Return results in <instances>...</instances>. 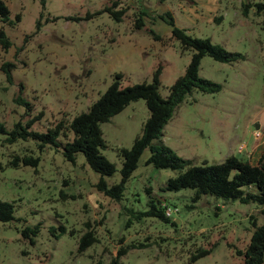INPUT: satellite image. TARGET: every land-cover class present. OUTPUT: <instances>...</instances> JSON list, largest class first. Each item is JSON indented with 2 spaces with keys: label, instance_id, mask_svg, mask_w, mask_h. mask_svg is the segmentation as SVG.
I'll list each match as a JSON object with an SVG mask.
<instances>
[{
  "label": "rangeland",
  "instance_id": "obj_1",
  "mask_svg": "<svg viewBox=\"0 0 264 264\" xmlns=\"http://www.w3.org/2000/svg\"><path fill=\"white\" fill-rule=\"evenodd\" d=\"M118 1L113 8H126L120 20L107 10L97 12L112 0H5L13 22L0 20L11 40L8 48L0 44V120L10 127L41 114L31 127L45 130L86 110L118 72L126 85L150 81L160 68L159 90L167 95L191 56L158 16L168 10L177 26L244 57L225 62L203 55L199 74L221 88L187 94L160 140L194 163H215L230 154L255 162L264 151V7L257 5L264 0ZM138 9L147 14L141 28L134 25ZM217 16L221 18L215 20ZM148 113L144 98H138L100 123L106 143L101 152L116 167L105 176L109 183L121 177L119 148L131 145ZM30 148L40 157L36 167L7 163L13 151L27 153ZM148 153L147 148L141 153L122 198L114 200L97 190L99 174L82 153L71 162L61 147L39 150L30 141L10 145L0 140V199L13 200L20 218L0 221V264H107L120 247L127 250L119 257L122 264H239L237 250L249 242L252 221H264V206L210 193L193 201L189 187L163 191L160 187L177 171L144 163ZM146 186L158 204L176 209L167 221L135 219L126 212L127 207L147 208ZM35 223L40 228L30 243L20 228ZM60 225L66 232L56 238ZM86 230L97 240L79 251L78 239ZM199 247L211 250L192 260Z\"/></svg>",
  "mask_w": 264,
  "mask_h": 264
},
{
  "label": "trees",
  "instance_id": "obj_2",
  "mask_svg": "<svg viewBox=\"0 0 264 264\" xmlns=\"http://www.w3.org/2000/svg\"><path fill=\"white\" fill-rule=\"evenodd\" d=\"M41 2L44 3V0ZM118 3V0H112L111 5H105L97 12L107 10L115 19L120 20L126 8L125 6L113 8ZM257 5L259 9H262L264 2L259 1ZM243 11L245 14L247 13L246 8ZM9 14L10 9L7 3L5 0H0V20L12 23L13 20ZM134 15V25L138 28L145 26L144 15H147L146 12L138 9ZM158 16L170 25L171 35L178 39L181 47L191 50V56L184 72L169 85L167 95L163 96L159 90L160 68L154 71L150 81H139L126 85H121L122 73L118 72L114 74L111 83L86 110L77 113L71 119L60 118L47 126L45 130L31 127L34 120L41 114L25 121L18 119L10 127L0 120V135L3 136L0 140L2 143L10 145L20 139L30 141L39 150H42L46 145L61 147L64 158L71 162H75L77 154L82 153L88 165L99 174L94 184L97 190L114 200L122 198L125 183L137 167L141 153L147 148L149 153L144 163L152 164L156 168H171L177 171L174 175L169 176L164 185L160 187L163 191L189 187L194 189L191 197L193 201L199 199L202 194L210 193L224 199H237L242 202H255L264 205V151L255 162L230 154L219 162L194 163L192 159L182 157L160 140L165 124L173 115L176 106L187 94L193 89L215 92L221 88V83L199 74L201 57L209 55L219 61L233 62L243 58L244 55L239 51L228 50L220 43L213 42L209 37L193 35L185 28L177 26L173 15L168 10L159 13ZM220 18L221 16H217L214 19L219 20ZM16 20H19L18 14ZM148 31L155 38H160V35L152 27H149ZM0 44L3 48H8L11 45V40L3 28H0ZM5 64L10 65L11 63L5 62ZM7 77H10L8 72ZM138 98H144L149 112L148 116L131 145L119 148L121 177L118 181L109 183L105 176L112 175L116 167L114 162L101 152V148L106 143L102 136L100 123L121 111L130 101ZM22 101L28 104L24 99ZM29 150L31 151L32 148L28 149L27 153L13 151L7 163L13 166L29 164L36 167L40 157L38 154H32ZM0 168H3L1 162ZM146 191L149 194L147 208L133 210L127 207L126 212L135 219H140L143 216H157L167 221L168 217L164 214L165 204H158L161 201L158 197L151 195L150 186H146ZM14 210L13 200L0 199V221L19 220L20 218L15 216ZM130 221L131 218L128 223ZM252 223L253 230L249 242L243 249L237 250L242 256L239 264H264V221L257 223L254 220ZM50 227L52 230L57 228L55 225ZM59 227L61 231L54 234L56 238L66 232L65 225ZM39 228V223L25 224L20 228V232L23 238L34 243ZM96 240L97 237L93 231L86 230L78 239V250L82 251ZM210 250L211 247H199L191 259L194 260ZM126 251L125 247H120L118 254L113 256L107 264H122L119 257ZM91 264H102V262L97 260Z\"/></svg>",
  "mask_w": 264,
  "mask_h": 264
},
{
  "label": "built area",
  "instance_id": "obj_3",
  "mask_svg": "<svg viewBox=\"0 0 264 264\" xmlns=\"http://www.w3.org/2000/svg\"><path fill=\"white\" fill-rule=\"evenodd\" d=\"M243 146V145H242ZM174 210H176L175 208H173V207H171V206H169V205H165V207H164V214L165 215H171V213L174 211Z\"/></svg>",
  "mask_w": 264,
  "mask_h": 264
},
{
  "label": "crops",
  "instance_id": "obj_4",
  "mask_svg": "<svg viewBox=\"0 0 264 264\" xmlns=\"http://www.w3.org/2000/svg\"><path fill=\"white\" fill-rule=\"evenodd\" d=\"M258 131H259V129H258ZM264 206V205H263Z\"/></svg>",
  "mask_w": 264,
  "mask_h": 264
}]
</instances>
